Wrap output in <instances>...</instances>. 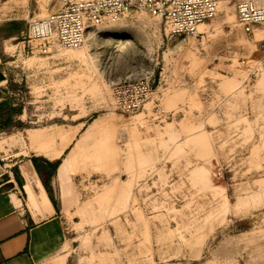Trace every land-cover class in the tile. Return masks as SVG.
<instances>
[{
    "label": "rangeland",
    "instance_id": "374dc122",
    "mask_svg": "<svg viewBox=\"0 0 264 264\" xmlns=\"http://www.w3.org/2000/svg\"><path fill=\"white\" fill-rule=\"evenodd\" d=\"M236 2L193 34L133 9L42 51L28 20L57 2L0 0V153L64 150L66 242L46 264H264V34ZM146 72L149 99L122 112L112 84Z\"/></svg>",
    "mask_w": 264,
    "mask_h": 264
},
{
    "label": "built area",
    "instance_id": "2783aa9c",
    "mask_svg": "<svg viewBox=\"0 0 264 264\" xmlns=\"http://www.w3.org/2000/svg\"><path fill=\"white\" fill-rule=\"evenodd\" d=\"M55 1L58 5L47 15L28 20L25 39L29 44L39 41L42 51H47L51 41L61 47L78 49L85 43L91 29L108 20H119L133 9L165 17L174 34H193L199 24L216 16L219 4V0ZM236 15L245 32L264 29V4L257 0H237ZM261 41L264 50V37ZM152 89V73L149 72L129 74L111 87L117 107L125 113L143 107Z\"/></svg>",
    "mask_w": 264,
    "mask_h": 264
},
{
    "label": "crops",
    "instance_id": "0c3cea01",
    "mask_svg": "<svg viewBox=\"0 0 264 264\" xmlns=\"http://www.w3.org/2000/svg\"><path fill=\"white\" fill-rule=\"evenodd\" d=\"M7 83L0 66V102L9 91ZM63 151L58 156L35 151L11 163L0 153V264H46L62 251V212L70 196Z\"/></svg>",
    "mask_w": 264,
    "mask_h": 264
},
{
    "label": "trees",
    "instance_id": "16d2710c",
    "mask_svg": "<svg viewBox=\"0 0 264 264\" xmlns=\"http://www.w3.org/2000/svg\"><path fill=\"white\" fill-rule=\"evenodd\" d=\"M10 110H11V108L6 106L5 101L0 102V124L2 121L7 122L8 120L11 119L12 110L11 111ZM33 159H34V163H35L36 167L38 166V169H39V164L37 163L36 156H34Z\"/></svg>",
    "mask_w": 264,
    "mask_h": 264
},
{
    "label": "bare ground",
    "instance_id": "6f19581e",
    "mask_svg": "<svg viewBox=\"0 0 264 264\" xmlns=\"http://www.w3.org/2000/svg\"><path fill=\"white\" fill-rule=\"evenodd\" d=\"M258 2L264 4L262 1H258ZM90 31H91V30H90ZM90 31H89V32H90ZM256 31H257V34H259V35L264 34V29H262V28H257ZM89 32H88V33H89ZM259 35H258V36H259ZM58 155H60V154H58ZM58 155H57V156H58ZM31 195H32V197H33L34 202L37 203V202H36L37 200H36V197H35L34 193L31 192Z\"/></svg>",
    "mask_w": 264,
    "mask_h": 264
}]
</instances>
